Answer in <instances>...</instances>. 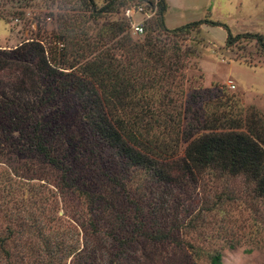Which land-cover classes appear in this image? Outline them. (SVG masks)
Instances as JSON below:
<instances>
[{"label": "rangeland", "instance_id": "1", "mask_svg": "<svg viewBox=\"0 0 264 264\" xmlns=\"http://www.w3.org/2000/svg\"><path fill=\"white\" fill-rule=\"evenodd\" d=\"M108 1L94 0L97 7ZM113 1V11L95 19L85 12L82 0H0V50L9 51L31 39L44 43L62 29L68 30L71 22L76 42H91L92 48L115 54L118 38L111 39L110 33L104 39L99 36L101 28L106 29L105 23L123 22L121 8L127 0ZM165 2L168 29L207 18L225 24L232 35L240 37L229 43L226 28L202 24L173 38L182 50L191 51L178 58L183 64L179 69L182 78L175 75L156 84L150 93L157 102L165 103L175 125L154 127L147 138L158 144L171 139V151H181L183 145L176 148L171 125L176 132V122L183 114L180 110L192 103L199 116L213 126L229 127L237 122L242 130L253 129L264 148V46L254 37L262 36L264 44V0ZM74 14L76 18L70 19ZM143 17L133 13L134 21ZM154 20L149 22L151 26ZM165 32L157 29L150 35L171 38L170 31ZM123 35L131 41L143 39L128 27L120 37ZM67 80L59 76L54 84H68ZM45 88L37 116L42 121L43 139L56 150L59 170L43 156L20 149L23 137L9 123L13 115L0 110V238L16 232L0 249V264L4 250L10 251L11 264H84L87 260L85 264H97L106 252L107 241L102 233L92 238L81 222L97 219L105 230L109 210L118 224L122 218L134 216L132 230L144 222L145 228L159 229L165 236L163 241L144 234L130 236L125 239L129 256L114 255L112 264H210L208 255L216 251L222 254L221 264H264V198L256 195L254 182L243 175L207 169L195 178L167 183L148 178L144 170L127 169L116 149L92 136L75 86L64 91ZM148 102L144 97L145 124L156 118L167 119L166 112L162 116L152 114ZM155 107L160 109L158 104ZM137 109L129 105L121 115H133ZM10 144L14 146L9 148ZM62 169L69 170L72 179L66 174L63 178ZM88 199L96 201L93 207L86 205ZM137 208L143 210L146 219L139 218ZM112 226L121 228L111 222ZM118 235L113 242L117 248L121 244ZM91 252L96 256L89 258Z\"/></svg>", "mask_w": 264, "mask_h": 264}, {"label": "trees", "instance_id": "2", "mask_svg": "<svg viewBox=\"0 0 264 264\" xmlns=\"http://www.w3.org/2000/svg\"><path fill=\"white\" fill-rule=\"evenodd\" d=\"M154 2L155 14L143 22L144 32L141 34L143 39L131 41L128 37L123 38L124 35L121 39L120 35L125 28L130 27L125 9L132 3L143 4L148 8ZM82 7L96 19L103 13L113 11L114 1L109 0L97 7L94 0H82ZM166 10L165 0H127L121 8L123 22L112 20L103 25L106 29L101 28V34L99 32V36L102 37L100 39H104L103 36L108 33L111 39L118 38L115 41V54L111 53V55L100 52L98 48H92L91 42L84 40L80 43L76 42L78 40L73 38L75 29L71 22L68 30L62 29L55 37L47 39L44 43L41 40L31 39L9 51L0 50V110L13 115L9 118V123L14 125V131H18L23 137L21 144H18L20 149L26 148V151H30L35 156H43L45 162L57 168L59 160L56 150L52 145L47 146L41 134L42 121L37 116L38 106L42 94L46 92V85L50 89L60 90L75 86L92 136L116 149L127 169L134 167L144 170L148 178L167 183L186 180L187 177L195 178L197 173L207 169L230 176L243 175L254 182L256 195L264 198V148L259 134L249 127L242 130L237 122L231 123L229 127L213 126L206 117L199 116L200 112L192 108V103L180 110L183 114L176 122L175 132V119L168 117L165 103L157 102L158 99L150 93L154 90V86L158 87L156 84L168 81L175 75L177 77L180 75L182 78L179 69L183 68V64L178 58L181 54L189 55L191 51L188 48L182 50L173 38L198 29L202 24L222 26L228 30L225 24L207 18L168 29L164 22ZM75 18L74 14L70 19ZM153 18L155 20L151 26L149 22ZM148 29L150 32L159 29L161 34L163 31H170L171 38L165 34L163 39L155 38L150 35ZM239 37L240 34L232 35L228 30L226 41L232 43ZM254 37L264 46L262 36L254 34ZM59 76L68 77V84L64 82L63 84L60 82V86L54 84L56 77ZM144 97L148 98V105L151 106L149 111L152 114L162 116L166 112L167 119L156 118L148 125L145 124ZM157 104L160 109L155 107ZM129 105L131 109H138L133 115L125 114L123 117L121 114L126 112L122 110ZM171 105L175 107V102H171ZM172 122H174V125H171V131H174L175 135L174 144L176 148L183 145L181 151H171L174 148V145L168 144L172 142L171 139L166 143L158 144L155 139L147 138V134L154 127L165 128ZM12 145L10 144L9 148ZM61 171L63 178L66 174L72 179L69 170ZM86 201V205L92 207L96 203L90 199ZM137 211L140 219L147 218L143 210L137 208ZM96 214L98 213L90 215L96 216ZM106 214L105 219L109 225L105 230H102L100 220L89 219L87 222H81V227H88V234L92 238H97L102 233L107 241L108 247L103 253L106 258L104 255L100 256L97 264H112L114 255L124 257L130 247L125 239L132 235L144 234L146 238L149 237L154 241H163L165 238L161 230L145 228L144 222L132 230L134 216L122 218L118 224L111 210ZM111 222L121 225V228H115L116 232L114 227H111ZM18 231L23 230L18 229ZM14 233L15 230L10 236L0 238V249H3V246L9 242L7 239ZM116 235L121 236V244L118 248L117 245L115 247L113 245L117 239ZM189 247L193 249V246ZM64 248V245H61L60 249ZM88 248L85 246V249ZM70 250L74 252L72 248ZM4 251L5 258L2 264H11L10 251ZM80 252L83 253L82 250ZM93 252L89 253V258L96 256ZM153 253L151 252V257ZM208 258L210 264H221L222 254L216 251L209 254Z\"/></svg>", "mask_w": 264, "mask_h": 264}, {"label": "built area", "instance_id": "3", "mask_svg": "<svg viewBox=\"0 0 264 264\" xmlns=\"http://www.w3.org/2000/svg\"><path fill=\"white\" fill-rule=\"evenodd\" d=\"M155 2L146 8L143 4L132 3L125 9V15L129 18L130 27L129 29L135 34H142L144 32L143 22L150 19L155 14ZM142 13L144 17L141 20L134 21L133 13ZM228 86L233 88L234 85L229 81Z\"/></svg>", "mask_w": 264, "mask_h": 264}]
</instances>
